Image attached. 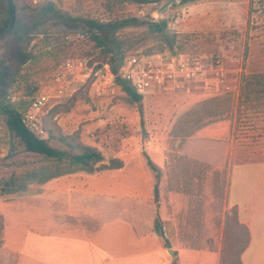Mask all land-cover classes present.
<instances>
[{
	"label": "rangeland",
	"instance_id": "rangeland-1",
	"mask_svg": "<svg viewBox=\"0 0 264 264\" xmlns=\"http://www.w3.org/2000/svg\"><path fill=\"white\" fill-rule=\"evenodd\" d=\"M167 1L13 0L16 33L23 40L18 44L8 37L0 42V105L8 98L24 114L31 104L25 80L38 82L39 93L52 92L59 84L57 71L67 60L74 61L73 70H63L62 81L65 85L70 81L69 92L52 98L40 114L44 131L40 137L58 147L63 146L59 139L68 136L77 145L101 152L106 163L119 158L124 166L87 172L44 161L11 137L0 110V179L28 181L36 174L27 191L0 195V264H15L17 252L28 249L27 240L41 236L52 220L71 228L80 226L76 217L85 211L70 210L71 203L82 201L80 195L73 198L76 192L114 201L139 198L153 207L160 223L156 229L154 221V228L164 245L211 251L221 246L222 253L225 221L233 213L227 202L229 166L235 157L243 159L252 148L264 145V114L237 116L236 109L242 75L264 72V0H175L161 13ZM47 2L57 12L37 21L39 7ZM129 17H138L141 24L111 34L123 41L124 59L133 54H182L199 60L206 70L201 77L208 80L167 78L141 102L130 103L111 72L110 56L90 38L95 30L81 21ZM161 20L169 23L164 33L147 28ZM17 59L28 60L19 74L12 70ZM224 92L231 96L211 97ZM188 133L228 138L226 164L218 170L187 156L220 157L223 148L217 142L191 141L185 148L184 142L176 149L179 137ZM146 154L160 169L159 180ZM73 169L79 171L56 176ZM156 184L159 204L154 202ZM235 185L234 175L232 192ZM177 231L191 240H169Z\"/></svg>",
	"mask_w": 264,
	"mask_h": 264
},
{
	"label": "crops",
	"instance_id": "crops-1",
	"mask_svg": "<svg viewBox=\"0 0 264 264\" xmlns=\"http://www.w3.org/2000/svg\"><path fill=\"white\" fill-rule=\"evenodd\" d=\"M226 139L193 136L187 138L184 148L191 141L220 143V157L187 155L220 170L227 161ZM248 155L239 160L235 157L229 166L227 202L237 209L240 222L249 230L242 264H264V145L252 148ZM234 175L236 185L232 192ZM76 193L73 198L80 195L82 201L71 203L70 210L85 211L84 216L76 217L80 226L71 228L52 220L41 236L27 240L28 249L17 252L15 264H220L221 246L211 251L173 245V259L163 244V236L155 231L153 207L139 198L114 201L100 194ZM98 198L108 200L100 202ZM169 240L182 243L191 239L177 231Z\"/></svg>",
	"mask_w": 264,
	"mask_h": 264
},
{
	"label": "trees",
	"instance_id": "trees-1",
	"mask_svg": "<svg viewBox=\"0 0 264 264\" xmlns=\"http://www.w3.org/2000/svg\"><path fill=\"white\" fill-rule=\"evenodd\" d=\"M120 3L135 2L138 4H149L159 2L161 0H117ZM56 8L52 2H47L39 7L37 21L42 20L46 15L56 13ZM76 21L78 19H73ZM17 17L15 15V4L13 0H0V42L4 39L11 37L16 43H20L23 40V36L16 33ZM80 21V20H78ZM86 26L90 28L92 35L90 38L96 43V46L102 49L107 56H110L109 64L111 72L116 76L117 83L121 86L122 90L126 93L127 100L130 103H138L143 99V95L137 93L132 85L121 79L119 76L120 68L124 61V55L122 52L123 41L118 37L112 36V32L130 26H137L140 23L138 17H129L126 19H119L109 22L96 21L92 19H84ZM80 21V22H81ZM167 20H161L153 22L149 27L150 31L155 33H164L168 27ZM173 44V41H168ZM17 67L12 70L19 74L22 66L28 62L27 59H17ZM25 91L31 98V102L38 95L41 87L40 84L32 79L25 80ZM210 96V95H209ZM229 98V93L212 94L211 97ZM30 102V103H31ZM29 103V104H30ZM237 116H253L264 114V72L259 73H245L241 77L240 81V93L237 101ZM0 110L5 117L7 129L11 134V137L18 139L23 149L33 155L41 157L44 161H54L60 164H69L75 166L80 170H86L87 172L101 171V170H118L123 168L124 163L119 158H113L108 163L105 162V157L98 150L77 145L70 140V137H61L59 140L63 146L53 147L44 138H41L31 132L23 122V113L20 111L10 99L4 98L0 105ZM223 115H226L223 111ZM146 136V135H145ZM198 136L197 133H188L179 137L176 149H180L185 140L189 137ZM200 136V135H199ZM204 138L217 139L223 138L219 135H205ZM148 165L153 171H156L157 178H160V169L146 154ZM75 168V169H76ZM71 170L70 172L57 173L56 176H63L69 173H74L79 170ZM31 179L28 181L13 179L1 180L0 179V195H10L27 191L35 181L36 174L30 175ZM50 178H54L53 175ZM154 202L159 204V185L154 187ZM233 208L232 216L227 215L225 221V240L224 247L221 253L220 264H242L241 255L247 248L250 240L248 228L242 224L238 218V211ZM155 228L160 229V223L158 219L155 221ZM3 230V219L0 217V236ZM3 245V241L0 239V248ZM166 248L171 246L166 242Z\"/></svg>",
	"mask_w": 264,
	"mask_h": 264
},
{
	"label": "built area",
	"instance_id": "built-area-1",
	"mask_svg": "<svg viewBox=\"0 0 264 264\" xmlns=\"http://www.w3.org/2000/svg\"><path fill=\"white\" fill-rule=\"evenodd\" d=\"M75 68L74 61L67 60L56 73L59 82L52 92H41L31 102L29 108L23 114V122L26 127L39 136L44 133L40 123V114L50 104L52 98L63 96L70 90V81L65 85L63 70L70 71ZM204 69V70H202ZM206 72L199 60L187 59L185 55H129L123 61L119 76L128 81L135 91L141 95L152 94L161 87L167 78L179 77L184 79L208 80L202 78ZM113 74V73H112Z\"/></svg>",
	"mask_w": 264,
	"mask_h": 264
},
{
	"label": "water",
	"instance_id": "water-1",
	"mask_svg": "<svg viewBox=\"0 0 264 264\" xmlns=\"http://www.w3.org/2000/svg\"><path fill=\"white\" fill-rule=\"evenodd\" d=\"M175 2V0H168L161 8H160V12H164L167 8H169L173 3ZM169 255L174 259L176 257L175 251L172 248H168L167 249Z\"/></svg>",
	"mask_w": 264,
	"mask_h": 264
}]
</instances>
